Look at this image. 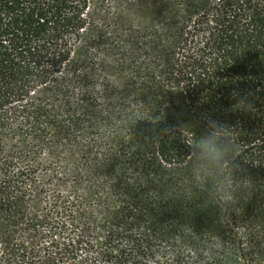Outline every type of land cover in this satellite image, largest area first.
Segmentation results:
<instances>
[{
    "label": "trees",
    "instance_id": "obj_1",
    "mask_svg": "<svg viewBox=\"0 0 264 264\" xmlns=\"http://www.w3.org/2000/svg\"><path fill=\"white\" fill-rule=\"evenodd\" d=\"M0 264H264V0H0Z\"/></svg>",
    "mask_w": 264,
    "mask_h": 264
},
{
    "label": "clouds",
    "instance_id": "obj_2",
    "mask_svg": "<svg viewBox=\"0 0 264 264\" xmlns=\"http://www.w3.org/2000/svg\"><path fill=\"white\" fill-rule=\"evenodd\" d=\"M206 134L196 136L193 133V139L189 142V148L198 161V166L206 170L209 175L215 176L222 168L226 166V158L234 157L235 145L230 138L228 126L209 121ZM222 137L225 138L221 142ZM237 163L233 161V168Z\"/></svg>",
    "mask_w": 264,
    "mask_h": 264
}]
</instances>
